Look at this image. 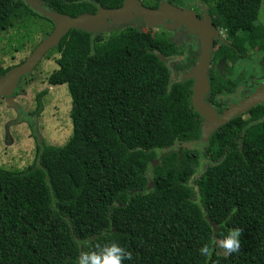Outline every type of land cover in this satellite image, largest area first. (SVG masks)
Masks as SVG:
<instances>
[{"label":"trees","instance_id":"obj_1","mask_svg":"<svg viewBox=\"0 0 264 264\" xmlns=\"http://www.w3.org/2000/svg\"><path fill=\"white\" fill-rule=\"evenodd\" d=\"M140 1L152 7L160 0ZM203 1L218 30L205 100L220 113V96L235 93L243 80L232 66L248 57V41L257 40L264 56V0ZM40 2L77 16L123 0ZM121 23L107 19L94 33L70 28L45 53H57L46 80L67 86L71 134L62 145L37 134L31 119L42 112L46 89L38 91L26 120L35 139L31 163L0 167V264H75L89 250L85 242L118 243L132 254L122 264H264V102L203 142L193 79L181 78L200 47L188 55L186 38L177 41L145 21ZM53 26L25 0H0V33L21 29L18 35L32 40L31 30L44 38ZM225 29L234 33L228 41L219 35ZM114 53L117 61L82 83L91 58ZM13 66L0 65V77ZM242 88V98L255 89ZM17 93L16 87L11 96ZM233 228L243 230L240 251L219 252L213 242ZM205 244L210 258L199 252Z\"/></svg>","mask_w":264,"mask_h":264},{"label":"rangeland","instance_id":"obj_2","mask_svg":"<svg viewBox=\"0 0 264 264\" xmlns=\"http://www.w3.org/2000/svg\"><path fill=\"white\" fill-rule=\"evenodd\" d=\"M131 18L125 21L126 25L137 23V18ZM152 30L165 31L171 35L185 34L184 31L179 34L176 30L164 26H155ZM18 31L8 29L0 33V65L3 67L20 63L30 54L35 47L34 44L42 38L40 34H34L31 30L29 33L33 39H26L25 36L18 35ZM233 34L230 29L221 30L219 33L220 37L227 41ZM260 48L261 44L257 40H249L248 57L233 63V74L242 75L243 80L235 94L220 96L224 104L233 103L232 100L239 97L242 87L253 89L264 84V56L263 52L259 51ZM55 57H57L55 51L44 55L27 75L24 74L18 79L15 86L18 88V93L15 96L0 97V167L16 170L31 163L35 152V139L26 120L31 118L27 114L35 107V94L42 89H46L42 97L43 110L37 117L31 119L35 123L37 134L46 144L53 145L64 144L70 136L69 114L72 104L67 86L66 84L51 85L46 80L50 72L57 67ZM117 59L116 53L91 58L86 72L81 76L82 83L86 84L97 78L106 65ZM218 250L223 251L219 247Z\"/></svg>","mask_w":264,"mask_h":264},{"label":"water","instance_id":"obj_3","mask_svg":"<svg viewBox=\"0 0 264 264\" xmlns=\"http://www.w3.org/2000/svg\"><path fill=\"white\" fill-rule=\"evenodd\" d=\"M25 2L42 15L50 18L54 26L52 31L37 43L21 63L11 67L0 77V97L11 95L18 79L29 73L45 53L59 42L68 29L78 27L94 33L100 26L107 24V19L124 22L133 14H138L149 26H156L167 19L172 20L173 23L170 24L172 27L184 24L197 34L201 43L199 56L194 65L182 73L181 78L191 77L193 79L191 101L193 107L202 117L201 140L203 142L208 139L211 131L231 117L248 110L257 103L264 102V84L257 86L239 101L229 104L220 113H217L215 107L205 100V94L209 89L207 67L212 49V38L218 37V31L206 12L202 19H198L192 11L181 9L167 2H160L156 8H151L143 5L140 0H123L118 7L105 8L97 4L94 13L70 16L43 8L40 0H25ZM159 57L162 58L161 55Z\"/></svg>","mask_w":264,"mask_h":264},{"label":"clouds","instance_id":"obj_4","mask_svg":"<svg viewBox=\"0 0 264 264\" xmlns=\"http://www.w3.org/2000/svg\"><path fill=\"white\" fill-rule=\"evenodd\" d=\"M151 173L149 172V176ZM235 211V210H233ZM230 219V218H229ZM242 229L233 228L227 232V235L220 239L217 243L218 247L225 250L227 254L238 253L241 246ZM84 247L89 248L88 251H82L75 264H122L124 260H131L132 254L125 248L121 247L118 243L111 242L102 246L92 248L86 242ZM201 255L210 258L213 249L210 245L205 244L199 249Z\"/></svg>","mask_w":264,"mask_h":264},{"label":"flooded vegetation","instance_id":"obj_5","mask_svg":"<svg viewBox=\"0 0 264 264\" xmlns=\"http://www.w3.org/2000/svg\"><path fill=\"white\" fill-rule=\"evenodd\" d=\"M141 2V1H140ZM160 2H167L169 4H172L174 6H177L181 9H187V10H190L194 13V15L198 18V19H202L204 17V13L206 12L208 14V9H207V5L205 4V2L203 0H172V2H168L166 0H160L158 2V4ZM158 4L156 6H152L151 8H156L158 6ZM209 15V14H208ZM133 18H137V23H135V25L137 26H142V27H145V23L144 21L142 20V17L139 16L138 14H133L132 16ZM210 18V16H209ZM132 19V18H131ZM127 21V20H126ZM166 22V23H164ZM127 23V22H125ZM125 23H121V24H125ZM172 20H167V19H164L163 20V25L161 23V25L158 24V26H164V27H169L170 24H172ZM171 28V27H170ZM172 29L176 30L177 33H181L182 31H184V35H173V38L177 41H179L181 38H186V47H187V54L190 55V53H188V50L189 48L193 51V52H196V51H199V47L201 46L200 43H199V40L197 41L196 38V35L194 34V31L190 30L188 27H186L184 24L182 25H178V26H174ZM218 31V30H217ZM220 32V31H219ZM214 38V37H213ZM255 88V87H254ZM237 92V91H236ZM235 92V93H236ZM235 93H230V94H235ZM242 99V97L240 96V92H239V97L232 100V102H237L238 100ZM220 101H222V109H225L230 103H227V104H224L223 100L220 98L219 99ZM215 109L217 110V107L215 106Z\"/></svg>","mask_w":264,"mask_h":264}]
</instances>
